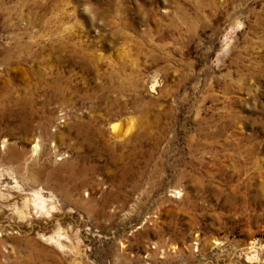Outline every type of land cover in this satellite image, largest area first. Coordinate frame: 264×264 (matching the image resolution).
Listing matches in <instances>:
<instances>
[{"label": "rangeland", "instance_id": "rangeland-1", "mask_svg": "<svg viewBox=\"0 0 264 264\" xmlns=\"http://www.w3.org/2000/svg\"><path fill=\"white\" fill-rule=\"evenodd\" d=\"M0 264H264V0H0Z\"/></svg>", "mask_w": 264, "mask_h": 264}, {"label": "bare ground", "instance_id": "bare-ground-1", "mask_svg": "<svg viewBox=\"0 0 264 264\" xmlns=\"http://www.w3.org/2000/svg\"><path fill=\"white\" fill-rule=\"evenodd\" d=\"M10 93V92H9ZM7 95V94H6ZM5 98V97H4ZM8 98H9V95H8ZM7 100V99H6ZM5 101V100H4ZM9 102V101H8ZM21 102V101H20ZM16 103V102H15ZM30 103V102H28ZM20 104V103H19ZM33 108V107H32ZM26 117V116H25ZM26 120V119H25ZM129 128V127H128ZM110 130H111V133L115 136V137H120L122 136V129H121V126L118 125L117 123L115 124H112L110 126ZM124 130V129H123ZM129 133V132H128ZM34 196H36L34 199L31 200L32 202V209L35 211V213H41L43 211H45V199L39 195V193H36L34 194ZM29 200L28 199H25L23 201V208L19 211V213L21 215H24V214H30V212H28V208H29ZM51 210L53 209V206H51L50 208Z\"/></svg>", "mask_w": 264, "mask_h": 264}]
</instances>
